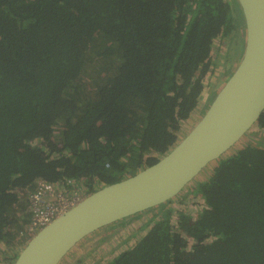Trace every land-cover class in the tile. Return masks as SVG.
I'll list each match as a JSON object with an SVG mask.
<instances>
[{
    "label": "trees",
    "instance_id": "obj_1",
    "mask_svg": "<svg viewBox=\"0 0 264 264\" xmlns=\"http://www.w3.org/2000/svg\"><path fill=\"white\" fill-rule=\"evenodd\" d=\"M244 27L231 0H0V254L28 224L38 180L89 194L172 149L214 41L235 55ZM191 191L195 215L149 208V230L106 264H264V147L220 158Z\"/></svg>",
    "mask_w": 264,
    "mask_h": 264
},
{
    "label": "water",
    "instance_id": "obj_2",
    "mask_svg": "<svg viewBox=\"0 0 264 264\" xmlns=\"http://www.w3.org/2000/svg\"><path fill=\"white\" fill-rule=\"evenodd\" d=\"M236 1L243 53L201 118L155 163L85 195L37 231L13 264H59L98 228L173 199L253 127L264 110V0Z\"/></svg>",
    "mask_w": 264,
    "mask_h": 264
},
{
    "label": "rangeland",
    "instance_id": "obj_3",
    "mask_svg": "<svg viewBox=\"0 0 264 264\" xmlns=\"http://www.w3.org/2000/svg\"><path fill=\"white\" fill-rule=\"evenodd\" d=\"M231 2L232 5H234L235 10L237 9V6L240 9L237 3L234 4L233 0H231ZM237 15L238 12L236 11V16ZM239 40L242 42V44H244L243 34L239 36ZM237 41L238 39L236 40V42ZM230 47L231 44L229 43L228 38H217L214 41V45L211 51V67L210 71L203 81L205 87L202 92L201 101L197 105L196 110L191 114L190 118L181 123L179 140L184 135H186L190 128L203 115V104L210 93L217 91L222 86L228 75L238 64L241 53H243L244 45L239 46L237 52H235V55H232V51H229ZM87 79H89V77L85 76L82 79V82H86ZM246 144L261 145L264 147V129H259L257 126H253L243 135V137H241L239 141L234 144V146L228 149V151H226L222 155V157L233 155L237 152V150H239ZM219 159L209 163L207 167L189 183V185L187 184V186L184 187L177 196L170 200L167 206L172 209L174 219L176 217L175 213L177 212V210H186L191 215H195L203 206V200L197 195L192 194L193 192L191 191V189L199 180L205 181L208 178V176L212 172L213 167L216 165ZM81 189L83 191V196L87 195L85 193V188L83 187ZM146 210L147 209L121 218L93 231L90 235L86 236L90 237V240L86 239L85 243H78L77 245H75V247L67 253V255L59 264H68L71 259L75 260L76 258H80L81 254L86 256V260L81 259V263L80 261L77 262L80 264H106L107 262L111 261L122 251L131 248L141 237L145 235V233L152 226L155 219L151 220L152 214L151 212H149V208L147 211ZM155 211L158 212L157 209ZM18 236L19 239L12 242V246H8L7 244L1 245L2 253L0 254V259H2L6 254L9 256L10 254L18 251L22 245H20V241H23L22 239H24V242L22 243H25L31 238L29 236L23 238V236H21L20 234Z\"/></svg>",
    "mask_w": 264,
    "mask_h": 264
},
{
    "label": "built area",
    "instance_id": "obj_4",
    "mask_svg": "<svg viewBox=\"0 0 264 264\" xmlns=\"http://www.w3.org/2000/svg\"><path fill=\"white\" fill-rule=\"evenodd\" d=\"M69 184L70 187L66 188L43 180L35 182L34 187L27 193L30 219L20 233L21 236L32 237L85 196L81 188Z\"/></svg>",
    "mask_w": 264,
    "mask_h": 264
},
{
    "label": "flooded vegetation",
    "instance_id": "obj_5",
    "mask_svg": "<svg viewBox=\"0 0 264 264\" xmlns=\"http://www.w3.org/2000/svg\"><path fill=\"white\" fill-rule=\"evenodd\" d=\"M74 247H75V246H74ZM74 247H73V248H74ZM73 248H72V249H73ZM66 255H67V254H66ZM66 255H65V256H66ZM81 259H82V260H86V256L83 257V254H81V255H80V258H76L75 260H78V261H80V263H81ZM62 260H63V259H62ZM62 260H61V261H62ZM61 261H60V263H61ZM72 261H73V260L71 259V261H70L69 263H72ZM78 261H77V262H78ZM80 263H76V264H80Z\"/></svg>",
    "mask_w": 264,
    "mask_h": 264
}]
</instances>
